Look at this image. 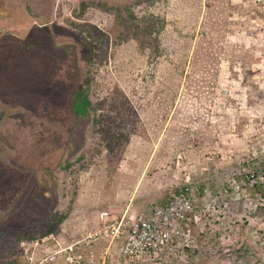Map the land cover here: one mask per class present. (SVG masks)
Wrapping results in <instances>:
<instances>
[{"label": "rangeland", "instance_id": "374dc122", "mask_svg": "<svg viewBox=\"0 0 264 264\" xmlns=\"http://www.w3.org/2000/svg\"><path fill=\"white\" fill-rule=\"evenodd\" d=\"M29 1L0 31V264L80 241L106 264L118 252L86 238L96 221L77 231L81 212L138 214L184 184L204 210L194 264H264V196L239 179L264 164V0ZM128 12L160 18L159 52Z\"/></svg>", "mask_w": 264, "mask_h": 264}, {"label": "built area", "instance_id": "2783aa9c", "mask_svg": "<svg viewBox=\"0 0 264 264\" xmlns=\"http://www.w3.org/2000/svg\"><path fill=\"white\" fill-rule=\"evenodd\" d=\"M180 190L179 193H171L172 200L167 208L148 207L141 210L138 217L127 213L117 217L108 211L98 213L99 226L91 228L86 238L109 240V251L113 244L115 247L117 241H122L120 254L131 262L137 259L145 264H191L187 255L180 253L192 249L193 224L204 219V210L201 214L196 211L198 200L190 192ZM50 239L54 238L50 235L31 242V245L37 248L40 242L44 244ZM80 243L58 245L51 252L47 247L42 255H37L36 249L29 254L28 249L24 264H55L60 259L66 264H81L82 257L76 252Z\"/></svg>", "mask_w": 264, "mask_h": 264}, {"label": "trees", "instance_id": "16d2710c", "mask_svg": "<svg viewBox=\"0 0 264 264\" xmlns=\"http://www.w3.org/2000/svg\"><path fill=\"white\" fill-rule=\"evenodd\" d=\"M132 11V10H131ZM146 17H142V22L141 18L137 21V16L136 13L134 12H128V20L129 22H127L128 25V32H130L129 30L134 31V37L135 39H137L139 41V38H143L144 40L147 39V41H143L142 42V47L146 48L148 46L151 47L152 50H155L156 52H159V48L160 46H162V40H161V35H160V31L163 30V25H162V21L160 20V18H157V16H155L154 14H147L145 15ZM159 19V22H157ZM135 22V24H134ZM145 22V23H144ZM148 26V27H147ZM151 26V28H149ZM151 31H149V29ZM157 32V34L152 35L151 39H150V43H148V36H150L152 33ZM126 41H128L127 39H125ZM7 70V73L10 71L9 68L5 69ZM43 77H41L42 79ZM3 80V79H2ZM92 78L87 80V84H91L92 83ZM87 91V90H86ZM79 92L80 95L79 97H77V100H81L80 104V113L79 111H76L75 114L80 115L82 114V111L84 112L83 114H86L87 109L89 107H92V103L91 101L88 99L87 96V92ZM76 110V109H75ZM3 119V118H2ZM80 161V160H79ZM15 163V162H14ZM74 163L68 162L67 163V169L70 170L72 168ZM249 167V166H248ZM249 174L252 173L251 178H249V174L246 175L245 177H239L241 182H246V186L248 188V190L251 193L252 198L254 197V195H256L257 193H260L262 196H264V181L263 182H254L253 185H250L252 183V181H254L255 179H258L259 177H263L264 175V164L263 162L260 164V168L258 167V169L256 167H249ZM183 184V183H182ZM183 186V192L184 193H189V188L187 186V184L182 185ZM251 186V187H250ZM187 190V191H186ZM182 190H177V192H181ZM203 193H200V196H202ZM171 197H166V199H162L160 201H158L156 204L154 205H150L149 207H164L167 208L170 204L171 201ZM148 207L143 208L142 210L147 209ZM198 210V208L196 207V211ZM65 220L64 217L60 218V221L58 222V226L60 225V222H63ZM57 230H55L54 228H48L45 231L39 232L36 235H31L28 238L22 239V240H30L29 242H32L34 239H38V240H42L45 237H48L50 234H55ZM28 242V241H27ZM52 244H48V251L51 252V250L53 249V247H51ZM78 252V250L76 251ZM80 256L82 257L81 259V264H87L86 260H87V256H85L83 254V252H80ZM182 254H186L188 257V261L194 260L193 262H191V264L195 263V259L197 257V251L195 249H187L186 251H184ZM238 256H241V252L237 253ZM180 256V255H179ZM107 262L106 264H145V263H141L142 261L135 259L134 261H129L128 259L124 258L121 254H112L111 257H109L108 259H106ZM26 262V257L25 259H21V261L18 259L10 264H24Z\"/></svg>", "mask_w": 264, "mask_h": 264}, {"label": "crops", "instance_id": "0c3cea01", "mask_svg": "<svg viewBox=\"0 0 264 264\" xmlns=\"http://www.w3.org/2000/svg\"><path fill=\"white\" fill-rule=\"evenodd\" d=\"M29 2H30L29 0L27 1L26 0H0V15H2L0 18V31H9V32L10 30H12V32L17 31L19 28L16 25V19H13L12 18L13 16L11 15L12 14L16 15L19 13L20 15H25L26 17H28L27 14L30 13L28 9L30 5ZM17 7L21 9H18ZM14 18H16V16ZM30 20L33 22L32 15L30 17ZM46 32L48 33V30ZM9 74H10V71L8 72V75L5 74V72L3 74L0 73V87H1V84L4 82V78L6 76H10ZM101 205L102 204L99 203L98 201V204L94 203L93 207H95V209H98V206H101ZM91 210H93L92 207L89 208L87 211L85 210L82 211L81 216L78 217L79 219V225L77 227L78 232H84V230H86L87 228L86 227L87 223L89 224V222H92L91 220H94V222L96 221L95 225L99 224L98 223V213L105 211L104 209L96 210V211H91ZM114 248L116 252L120 254L121 248L120 247L118 249H116V247Z\"/></svg>", "mask_w": 264, "mask_h": 264}, {"label": "clouds", "instance_id": "9594fccd", "mask_svg": "<svg viewBox=\"0 0 264 264\" xmlns=\"http://www.w3.org/2000/svg\"><path fill=\"white\" fill-rule=\"evenodd\" d=\"M105 211H107V210H105ZM99 213H100V212H99ZM112 215H113V214H112ZM113 216H114V215H113ZM33 241H35V240H33ZM33 241H32V242H33ZM25 243H26V244H31V242H29V241H28V242H27V241H23V242H22V244H25ZM48 244H49V243H48ZM48 244H46V245H44V246H42V247H43V248L45 247V249H46V248L48 247ZM21 248L24 249L23 245H22ZM45 249H44V250H45ZM59 262H62V263H64V264H66L62 259L58 260L56 263H59ZM56 263H55V264H56Z\"/></svg>", "mask_w": 264, "mask_h": 264}, {"label": "bare ground", "instance_id": "6f19581e", "mask_svg": "<svg viewBox=\"0 0 264 264\" xmlns=\"http://www.w3.org/2000/svg\"><path fill=\"white\" fill-rule=\"evenodd\" d=\"M136 217H138V214H135Z\"/></svg>", "mask_w": 264, "mask_h": 264}]
</instances>
